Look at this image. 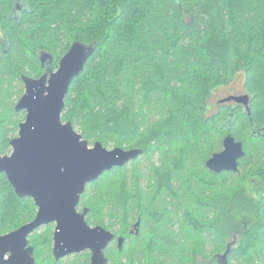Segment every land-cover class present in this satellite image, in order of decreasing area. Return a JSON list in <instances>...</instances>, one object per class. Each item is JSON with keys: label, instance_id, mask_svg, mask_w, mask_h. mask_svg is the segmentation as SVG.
Returning a JSON list of instances; mask_svg holds the SVG:
<instances>
[{"label": "trees", "instance_id": "1", "mask_svg": "<svg viewBox=\"0 0 264 264\" xmlns=\"http://www.w3.org/2000/svg\"><path fill=\"white\" fill-rule=\"evenodd\" d=\"M0 28V153L11 151L24 119L14 109L22 76L43 73L42 53L57 68L74 41L95 50L69 86L62 120L89 143L143 150L80 197L88 224L124 237L120 250L107 249V264H220L233 235L228 264H264V187L251 200L213 191V178L249 171L262 157L252 145L264 142V0H0ZM237 74L250 113L224 104L208 114L212 91ZM227 133L245 154L237 172L216 173L205 161ZM256 175L264 183V168ZM34 212L1 173L0 234ZM137 220V234L129 232ZM51 236L50 225L32 236L37 264H89L88 252L54 260Z\"/></svg>", "mask_w": 264, "mask_h": 264}, {"label": "water", "instance_id": "2", "mask_svg": "<svg viewBox=\"0 0 264 264\" xmlns=\"http://www.w3.org/2000/svg\"><path fill=\"white\" fill-rule=\"evenodd\" d=\"M94 50L91 44L74 41L56 69L50 64L51 56L42 53L44 72L37 78L22 76L24 91L14 109L24 111L25 115L17 135L9 140L10 153H0V174H5L18 197L33 199L37 213L32 221L0 234V264H34L32 248H25L27 236L52 222L55 223L52 253L56 260L88 250L89 264L108 263L105 249L115 234L101 225L87 223V209L77 210L80 197L89 182L105 171L135 160L143 150L119 146L108 149L99 141L90 145L71 122L62 120L69 86ZM231 100L244 105L250 113L248 94L229 95L220 102ZM244 154L243 143L227 133L222 139V149L213 152L205 166L216 173L237 172L238 160ZM138 226L139 220L130 232L137 234ZM117 240L121 249L124 237ZM228 251L227 248L221 255L220 264H228Z\"/></svg>", "mask_w": 264, "mask_h": 264}, {"label": "rangeland", "instance_id": "3", "mask_svg": "<svg viewBox=\"0 0 264 264\" xmlns=\"http://www.w3.org/2000/svg\"><path fill=\"white\" fill-rule=\"evenodd\" d=\"M38 54H40V52ZM30 77H32V76H30ZM33 78H35V77H33ZM242 82H243V80H242L241 75L237 74L231 82H228V83L220 86L219 89L214 91V93L212 92L211 97L208 99L209 101L207 103L208 104V108L206 109L207 113L210 114L211 112H213L215 110L214 107H215V104L217 102L216 101L217 99L221 100L222 98L229 96V95L243 94L240 91V87L242 86ZM220 100H219V103H220ZM225 102L227 103L228 101H225ZM222 103H224V102H222ZM212 104H214L213 108L210 107ZM232 104L233 103H230L229 105H232ZM253 142L254 143L252 145V151L254 150L255 153H257V154L261 153V155H262V157H259L260 163H258L257 165L255 164L253 166H249V169H248L249 171H242V173L240 172V174H238V173L236 175L224 174V175H222V177L213 178L214 180H216V182L218 184V185L216 184L214 186V189H213L214 192H217V191L220 192L221 190H225V191L232 190V191H236L237 193H240L243 199L248 198L249 200H251L253 197L254 198L259 197V191H258L257 187L263 188L264 183H259L262 181V179L259 175H256V173L260 168H262V169L264 168V162H263L264 161V142L261 141V143H259L256 140H254ZM89 144L92 145L93 143H89ZM115 147H117V146H115ZM106 148L112 149L114 147L108 146ZM123 149H131V148H123ZM221 149H222V147H221ZM221 149L216 150L215 152L220 151ZM140 162H141V163H139L140 166L143 167V163H145L146 160L142 159V160H140ZM202 192L203 193L205 192L208 195V197L213 194V192L211 190H206V191L204 190ZM194 201H196V200L192 198L190 201L191 204H194ZM248 203H249V201H248ZM80 208L82 209L83 206ZM199 210H200V214L202 216L203 215L206 216V214L209 216L211 215L210 211H208V210H203V209L202 210L199 209ZM227 242H229L226 246L227 248L232 247L233 245L235 246L237 244V236L233 235L232 237L227 239ZM51 246H52V241H51ZM198 259H200L202 261V263L205 261L201 257H198ZM65 260H67V259H65ZM66 263L67 262L65 261L63 264H66ZM198 264H199V262H198Z\"/></svg>", "mask_w": 264, "mask_h": 264}, {"label": "flooded vegetation", "instance_id": "4", "mask_svg": "<svg viewBox=\"0 0 264 264\" xmlns=\"http://www.w3.org/2000/svg\"><path fill=\"white\" fill-rule=\"evenodd\" d=\"M17 10H19L20 9V7H18V5H17ZM15 18H17V16L15 15L14 16ZM5 44H6V39H5V34H4V32H3V30L0 28V48L3 50V51H5L3 48H4V46H5ZM43 66V65H42ZM44 69H45V67L43 66V72H44ZM53 69H56V68H53ZM35 78H37V77H35ZM217 89H219V87L218 88H216V89H214L212 92L214 93V91H216ZM240 91H241V93H243V94H245V91H244V89H243V84H242V86L240 87ZM211 97V94H210V96H209V98ZM219 100L220 99H217L216 101V104H215V107L213 106L214 104H212L210 107L211 108H215V110L214 111H216V109L219 107V106H221V105H224V104H226V105H228V104H230V103H233V105H237V106H241L242 108H245V106L244 105H242V104H240V103H236V102H234V101H228L227 103L226 102H224V103H222V102H220L219 103ZM24 112V111H23ZM24 115H25V113H24ZM23 121V120H22ZM17 135V134H16ZM13 138V137H12ZM11 148V147H10ZM10 153V152H9ZM6 154H8V153H6ZM4 174V173H3ZM5 175V174H4ZM8 181V180H7ZM20 198H25V197H20ZM30 198V197H29ZM32 199V198H31ZM32 202H33V204H34V201H33V199H32ZM34 207H35V212H34V216L30 219V220H28V221H26V222H24V223H22V224H20L18 227H16L15 229H17V228H19L20 226H22V225H24V224H26V223H28V222H30V221H32L33 219H34V217H35V215H36V213H37V207L35 206V204H34ZM84 208H86L87 209V213H88V208L87 207H83L82 209L79 207V205H78V207H77V210L79 211V212H82L83 211V209ZM87 213H86V216H87ZM86 216H85V219H86ZM48 225H50L51 226V228H52V236H51V241H52V246H51V253H52V247H53V240H52V237H53V232H54V228H55V223L54 222H52V223H49V224H44V225H41V226H39L38 228H36L34 231H32L28 236H27V240H28V243H27V245H26V247L25 248H28V247H31L32 248V255H33V257H34V260H35V263L34 264H37V258H36V250H35V246H34V244L33 243H31V238H32V236H34V235H36V234H38V233H40L41 232V230H42V228H44L45 226H48ZM90 225V224H89ZM92 226H94V225H92ZM102 226V225H101ZM104 227V226H103ZM105 228V227H104ZM15 229H13V230H15ZM107 229V228H106ZM13 230H10V231H13ZM109 230V229H108ZM132 229H130V231H131ZM135 230V229H134ZM10 231H8V232H10ZM129 231V232H130ZM112 232V231H111ZM5 233H7V232H5ZM134 233H135V231H134ZM4 234V233H3ZM136 234V233H135ZM119 236H121V235H117V236H115L114 237V239L109 243V245L107 246V248L105 249V255H106V257H107V259H108V256H107V249L109 248V247H116L118 250H120L119 249V247H118V240H117V238L119 237ZM83 252H88L89 253V263H90V252L87 250V251H83ZM76 254V253H75ZM52 255H53V253H52ZM71 255H73V254H71ZM71 255H67V256H65V257H63V258H60V259H58V260H56L55 258H54V256H53V258H54V260H56V261H63L64 262V260L65 259H67L69 256H71Z\"/></svg>", "mask_w": 264, "mask_h": 264}]
</instances>
